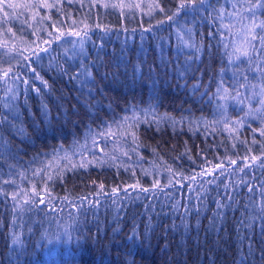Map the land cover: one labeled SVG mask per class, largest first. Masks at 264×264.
Segmentation results:
<instances>
[{
    "label": "trees",
    "instance_id": "1",
    "mask_svg": "<svg viewBox=\"0 0 264 264\" xmlns=\"http://www.w3.org/2000/svg\"><path fill=\"white\" fill-rule=\"evenodd\" d=\"M144 1L0 0V264H264V0Z\"/></svg>",
    "mask_w": 264,
    "mask_h": 264
},
{
    "label": "snow or ice",
    "instance_id": "2",
    "mask_svg": "<svg viewBox=\"0 0 264 264\" xmlns=\"http://www.w3.org/2000/svg\"><path fill=\"white\" fill-rule=\"evenodd\" d=\"M198 2H199V0H181L180 6L177 8V12H179L182 8H186V7H188L189 5H191V6H195V4L198 3ZM155 7H159V5L157 4V5H155ZM161 11H163V9H161ZM168 19L171 20V19H173V17L170 16V17H168ZM260 26H261V27H264V24H262V25H260ZM256 27H257V25H256L255 23H253V24L251 25V27H250L247 31H248L249 33H251V32H253V31L256 29ZM62 35H63V34H62ZM70 35H72V36H76V37H80V36H81V33L78 32V31H73V32L70 33ZM56 39H60V37H56ZM254 39H256L255 36H251V39H247V38H246L245 46H244L243 50H242L241 48H237V49H236L237 54H238V55H248L249 53H248V50H247V45L250 44L251 40H254ZM42 51H44V50H42ZM24 59L27 60L28 57L25 56ZM10 71H11V69L5 70L4 73H3V75H4L5 77H7ZM241 87H243V85H241ZM262 155H264V153H262ZM259 159H260V157H257V156H251L250 160H249L248 157H245V160H246V161H249V163H250L251 165H255V163H256L257 160H259ZM231 163H232V164H235L236 161L233 160ZM81 166H82V167H86L87 165H81ZM217 167H221V166H220V165H217ZM49 179H51V177H49ZM102 187H103V185H101V188H102ZM153 187H155V185H153ZM116 191H117V189H113V192H116ZM33 194H34V195H39V193H37L35 189H33ZM27 202H28V201H26V203H27ZM44 202H45V200H44L43 198H41L40 203L43 204Z\"/></svg>",
    "mask_w": 264,
    "mask_h": 264
},
{
    "label": "rangeland",
    "instance_id": "3",
    "mask_svg": "<svg viewBox=\"0 0 264 264\" xmlns=\"http://www.w3.org/2000/svg\"><path fill=\"white\" fill-rule=\"evenodd\" d=\"M141 3H143V2H141ZM148 3H149V0H145L144 1V4H143V8H145L147 5H148ZM4 24V23H3ZM2 27V26H1ZM0 27V35L2 34V28ZM58 32V31H57ZM57 35H59V33L57 34ZM36 48H41V46H40V44H38L37 46H36ZM36 50H38V49H36ZM5 63H6V66H9V62H7V61H5ZM4 72V71H3Z\"/></svg>",
    "mask_w": 264,
    "mask_h": 264
}]
</instances>
